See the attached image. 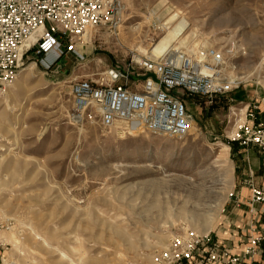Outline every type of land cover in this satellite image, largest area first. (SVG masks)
I'll return each instance as SVG.
<instances>
[{
    "label": "rangeland",
    "instance_id": "374dc122",
    "mask_svg": "<svg viewBox=\"0 0 264 264\" xmlns=\"http://www.w3.org/2000/svg\"><path fill=\"white\" fill-rule=\"evenodd\" d=\"M122 1L118 24L93 28L76 52L28 51L0 94V218L14 220L0 231V264H156L174 231L225 235L229 193L244 170L245 146L233 136L247 111L264 121V0ZM206 47L223 52L225 77L241 85L186 96V136L76 117L73 79L169 52L200 60Z\"/></svg>",
    "mask_w": 264,
    "mask_h": 264
},
{
    "label": "built area",
    "instance_id": "2783aa9c",
    "mask_svg": "<svg viewBox=\"0 0 264 264\" xmlns=\"http://www.w3.org/2000/svg\"><path fill=\"white\" fill-rule=\"evenodd\" d=\"M122 7V0H0V94L18 77L28 51L72 54L86 43L88 30L117 25ZM33 35L32 44L24 46ZM200 55V60L175 52L144 56L128 68L116 65L97 78L73 79L76 117L104 128L126 122L154 134L186 136L193 125L186 96L224 95L241 85V79L225 77L222 51L206 47ZM233 140L255 145L264 157V121L247 111ZM243 183L247 197H240L236 187L229 193L236 207L246 208L238 231L221 229L226 236L188 227L174 231L156 255V264H264V183L251 169ZM12 228V218H0V231ZM6 247L0 240V261Z\"/></svg>",
    "mask_w": 264,
    "mask_h": 264
},
{
    "label": "crops",
    "instance_id": "0c3cea01",
    "mask_svg": "<svg viewBox=\"0 0 264 264\" xmlns=\"http://www.w3.org/2000/svg\"><path fill=\"white\" fill-rule=\"evenodd\" d=\"M241 100V99H240ZM259 120V119H258ZM237 146H241L238 142H236ZM243 156H244V170L241 177L240 174L235 175L234 187H236L237 194L241 197H247L249 194L248 189L243 183V180L247 177L248 171L251 169L254 171L255 177L259 183H264V157L259 151V149L255 145H247L243 148ZM239 153L241 154V147L239 149ZM241 156V155H240ZM238 162H241V158L238 159ZM235 162L236 167L240 168L241 164ZM226 220L224 221V226L222 229L236 230L238 231L245 221L246 216V208H238L234 205L233 201H229L226 208ZM225 235L222 236H226ZM261 264H263L261 262Z\"/></svg>",
    "mask_w": 264,
    "mask_h": 264
},
{
    "label": "bare ground",
    "instance_id": "6f19581e",
    "mask_svg": "<svg viewBox=\"0 0 264 264\" xmlns=\"http://www.w3.org/2000/svg\"><path fill=\"white\" fill-rule=\"evenodd\" d=\"M176 16H177V14L175 13V14H173L170 18H168L169 19V21H171V20H173L174 18H176ZM168 19H167V21H168ZM166 22V21H165ZM164 22V23H165ZM165 25V24H164ZM185 25H186V23L185 22H180L176 27H174L170 32H171V35H173V34H177L178 33V35H179V33H181L182 32V30L184 29V27H185ZM91 31L92 30H88L87 31V33L84 35V38L85 39H87L88 38V35H89V33H91ZM36 39V35H33V37L30 39V40H28L26 43H25V45L24 46H30L31 44H32V42L34 41ZM175 49V48H174ZM170 51V50H169ZM168 52V51H167ZM165 54V53H164ZM18 85V84H17ZM240 112H241V109H240ZM240 120H238V122H239ZM131 128V130L132 131H136L137 130V127L135 126V125H133V126H131L130 127ZM236 133V132H235ZM229 149V147L227 146V145H224L223 146V148L221 149L222 151H224L223 152V154H222V159L224 160V159H226L225 157H227V156H225L226 155V151ZM211 227V226H210ZM210 229V228H209ZM207 231H209L208 229H206ZM120 233H121V231H120ZM122 234V233H121ZM122 236H124L125 237V234L123 233V235ZM4 263L5 264H15L14 262H12V261H9V259H7V258H4Z\"/></svg>",
    "mask_w": 264,
    "mask_h": 264
}]
</instances>
